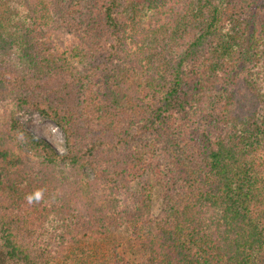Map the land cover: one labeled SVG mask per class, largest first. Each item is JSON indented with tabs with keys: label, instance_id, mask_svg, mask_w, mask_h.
<instances>
[{
	"label": "trees",
	"instance_id": "1",
	"mask_svg": "<svg viewBox=\"0 0 264 264\" xmlns=\"http://www.w3.org/2000/svg\"><path fill=\"white\" fill-rule=\"evenodd\" d=\"M7 1L22 27L9 41L19 68L0 39V101L55 123L66 150L9 116L0 264L84 258L122 227L136 255L111 247L99 264H264V0ZM51 10L74 35L70 57L47 42ZM61 163L122 199L64 189ZM153 192L166 201L156 220Z\"/></svg>",
	"mask_w": 264,
	"mask_h": 264
},
{
	"label": "rangeland",
	"instance_id": "2",
	"mask_svg": "<svg viewBox=\"0 0 264 264\" xmlns=\"http://www.w3.org/2000/svg\"><path fill=\"white\" fill-rule=\"evenodd\" d=\"M71 0H65V5L69 4ZM52 22L47 28V42L52 45L54 49L63 54L65 57H70L73 48L74 35L68 27H62L59 21L57 11L51 10ZM22 27L21 21H18V15L16 9L7 0H0V39L8 42L9 49H4V54L7 56L9 63L15 68H19L18 60L15 53V45H9L11 39L16 38V29ZM4 45V44H3ZM7 48V46H6ZM1 53V52H0ZM72 63L77 64L81 68L77 58L70 59ZM79 64V65H78ZM13 114L16 119L20 120L29 132L38 139H44L51 145L56 151L63 153L66 150L65 139L63 131L57 127L55 123L50 120L42 118L40 115L34 112L21 111L16 108L13 101L6 100L0 101V133H4L7 130L9 124V116ZM1 138V135H0ZM15 153H21L25 158L34 162L37 159V155L30 151L28 148L17 145V141L13 139ZM58 176L65 178L67 190L69 184L77 181L80 189L78 188L81 197L86 200L89 196H92L96 201H103L106 199H122L118 195L113 194L108 188L101 191V184H98L96 189H89V180H93L94 175L90 171H82L80 174L73 172L67 163H61L57 165ZM138 184L135 182L130 183L128 186L130 192L139 193ZM72 190L75 188L72 187ZM127 193V192H126ZM125 193V201L130 204L132 195ZM124 196V195H123ZM127 197V198H126ZM133 202V201H132ZM79 209H82V204L77 203ZM117 205L121 206V211L124 210L123 204L118 201ZM132 205V204H131ZM166 207V201L163 199L159 192H153L151 199V213L153 219H158L162 215ZM130 233L122 227L115 233L109 235L108 239H104L94 246H89L91 255H85L84 258H72L68 262H50L49 264H99V262L105 257V254L111 247H116L119 252L125 253L127 257L133 258L136 253L129 247L128 239Z\"/></svg>",
	"mask_w": 264,
	"mask_h": 264
},
{
	"label": "clouds",
	"instance_id": "3",
	"mask_svg": "<svg viewBox=\"0 0 264 264\" xmlns=\"http://www.w3.org/2000/svg\"><path fill=\"white\" fill-rule=\"evenodd\" d=\"M40 198H41V193L39 191L27 197L29 203H32L33 200L39 201Z\"/></svg>",
	"mask_w": 264,
	"mask_h": 264
}]
</instances>
